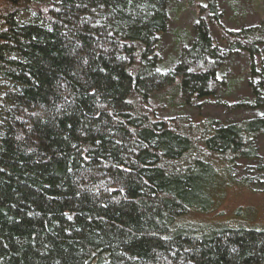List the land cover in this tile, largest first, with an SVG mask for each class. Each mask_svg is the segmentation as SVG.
<instances>
[{
    "label": "trees",
    "instance_id": "16d2710c",
    "mask_svg": "<svg viewBox=\"0 0 264 264\" xmlns=\"http://www.w3.org/2000/svg\"><path fill=\"white\" fill-rule=\"evenodd\" d=\"M171 4L0 0V264L264 263V231L175 229L242 164L262 172L264 117L167 118L153 103L214 97L244 53L251 100L237 107L261 108L264 17L232 31L210 0L164 68Z\"/></svg>",
    "mask_w": 264,
    "mask_h": 264
},
{
    "label": "rangeland",
    "instance_id": "374dc122",
    "mask_svg": "<svg viewBox=\"0 0 264 264\" xmlns=\"http://www.w3.org/2000/svg\"><path fill=\"white\" fill-rule=\"evenodd\" d=\"M51 1V0H43ZM210 0H172L167 32L160 39L162 66L166 68L177 53L178 42L188 41L193 34L192 27L199 16L207 19L205 8ZM222 11L221 22L229 30L235 31L242 26L254 25L263 18L264 0H215ZM22 22L28 16L22 14ZM213 40L221 46L219 36L211 30ZM249 62L244 53L227 57L224 69L219 74L223 81L219 94L204 101L193 102L179 107L172 106L168 98L153 99L167 118L185 114L194 121L214 118L219 122H236L254 117H264V103L259 109L237 107L239 102L251 100L249 88ZM264 80V77H263ZM259 154L264 158V136L258 140ZM264 164V163H263ZM264 175L256 170L255 164H242L233 175L229 185L219 186L212 194V204L205 211H192L184 222L178 223L176 230L206 235L213 229L223 227H243L264 231V183L254 182L250 186L237 183L241 178L253 179ZM247 179V180H248ZM264 264V263H263Z\"/></svg>",
    "mask_w": 264,
    "mask_h": 264
}]
</instances>
